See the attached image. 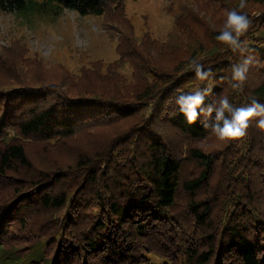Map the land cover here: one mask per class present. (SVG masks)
<instances>
[{
	"label": "trees",
	"instance_id": "obj_1",
	"mask_svg": "<svg viewBox=\"0 0 264 264\" xmlns=\"http://www.w3.org/2000/svg\"><path fill=\"white\" fill-rule=\"evenodd\" d=\"M36 1L97 17L117 58L72 71L48 65L21 38L0 45V260L4 264H264V132L220 142L189 125L178 90L264 103V0H247L245 37L257 63L230 88L239 53L216 41L239 0H175L162 38L141 36L124 0ZM175 111V115L172 113ZM3 264V263H1Z\"/></svg>",
	"mask_w": 264,
	"mask_h": 264
},
{
	"label": "rangeland",
	"instance_id": "obj_2",
	"mask_svg": "<svg viewBox=\"0 0 264 264\" xmlns=\"http://www.w3.org/2000/svg\"><path fill=\"white\" fill-rule=\"evenodd\" d=\"M124 2L137 36L149 31L154 37L162 38L171 30L175 0ZM9 36L21 38L31 54H38L48 65L61 64L72 71L89 61L102 60L106 65L117 58L116 43L105 33L97 17L63 11L56 3L36 1L22 14L0 12V45ZM1 263L4 264L0 260Z\"/></svg>",
	"mask_w": 264,
	"mask_h": 264
},
{
	"label": "clouds",
	"instance_id": "obj_3",
	"mask_svg": "<svg viewBox=\"0 0 264 264\" xmlns=\"http://www.w3.org/2000/svg\"><path fill=\"white\" fill-rule=\"evenodd\" d=\"M246 7L247 0H239L238 6L227 12L226 20L215 37L221 45L242 57L241 62L230 65V77H220L230 88L237 91H243L250 67L257 63L252 55L254 50L242 40L251 26L249 16L244 11ZM189 70L202 86L194 92L185 93L178 90L175 98L179 113L189 125H195L199 120L205 129L210 128L211 133L224 143L246 137L253 122L255 127L264 132V103L253 97L247 105L234 107L223 94L206 103V100L213 96V69L205 67L198 59H192ZM172 115H175V111Z\"/></svg>",
	"mask_w": 264,
	"mask_h": 264
}]
</instances>
